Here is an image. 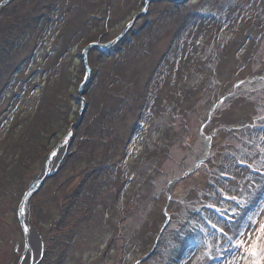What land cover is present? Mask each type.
Masks as SVG:
<instances>
[{
    "label": "rangeland",
    "instance_id": "374dc122",
    "mask_svg": "<svg viewBox=\"0 0 264 264\" xmlns=\"http://www.w3.org/2000/svg\"><path fill=\"white\" fill-rule=\"evenodd\" d=\"M145 1L0 0V264H264V0Z\"/></svg>",
    "mask_w": 264,
    "mask_h": 264
},
{
    "label": "water",
    "instance_id": "95a60500",
    "mask_svg": "<svg viewBox=\"0 0 264 264\" xmlns=\"http://www.w3.org/2000/svg\"><path fill=\"white\" fill-rule=\"evenodd\" d=\"M149 1L150 0H146L145 3H148ZM177 1H180V0H177ZM116 41H117V38L116 39H113L110 42H107L105 44H95L94 43L92 45H95V46H97L99 48H104V47H108V46L114 44ZM88 47H90V46H88ZM64 139H66V136H64V138H62V140H60L58 142V145L51 150L48 159H50L51 155L56 151V149L58 148V146L65 144V140ZM50 169H51V167L49 165V160H47V163L45 164L44 171H42L36 177V179L29 185V187L27 188V190L25 191V193H24V195L22 197V200H21V203H20V206H19V222L21 224V228H22V231H23V234H24V238H25V249L28 247V231H27L26 222H25L24 218L22 217V209L21 208H22L23 203L26 200L27 196L30 193L35 192L41 186V184L43 183V181L48 177V175H49V173L51 171Z\"/></svg>",
    "mask_w": 264,
    "mask_h": 264
},
{
    "label": "snow or ice",
    "instance_id": "6c2138e0",
    "mask_svg": "<svg viewBox=\"0 0 264 264\" xmlns=\"http://www.w3.org/2000/svg\"><path fill=\"white\" fill-rule=\"evenodd\" d=\"M22 211H23V209H22ZM254 255H255V253H253Z\"/></svg>",
    "mask_w": 264,
    "mask_h": 264
}]
</instances>
